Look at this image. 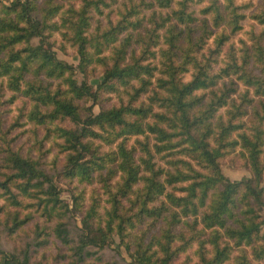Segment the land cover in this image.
<instances>
[{"label": "trees", "instance_id": "trees-1", "mask_svg": "<svg viewBox=\"0 0 264 264\" xmlns=\"http://www.w3.org/2000/svg\"><path fill=\"white\" fill-rule=\"evenodd\" d=\"M203 2L202 12L214 27L226 24L232 34L243 29L248 2L237 0H0V80L12 92L8 101L25 100L21 116L42 126L44 138L64 153L59 175L80 183L98 180L108 204L102 205L101 194L94 197L81 215V233L73 245L63 218L83 212L78 196H72L73 205L65 200L40 157L14 150L0 128L6 144L3 166L9 171L0 179L5 201L0 211L24 208L21 197H32L37 203L29 206H36L47 221L58 219L47 235L46 227H36L37 245H47L53 233L82 261L90 248L110 246L115 235L125 242L128 228L145 218L155 223L164 217L166 225L158 233L145 230L138 236L130 264H174L194 243L200 264H253L244 246L251 248L253 260L264 259V98L252 106L248 97L250 88L264 97V53L260 45L252 54L247 46L240 57L230 52L215 71L218 60L213 58L222 56L230 35L210 30L204 19L195 41L193 24L199 17L194 6ZM113 4L119 17L93 27L92 11L103 14ZM257 18L264 21V14ZM212 35L216 47L207 56L202 50ZM58 36L60 47L76 49L77 66L59 58L54 49ZM252 56L261 64V74L249 66ZM98 65L104 72L94 89L87 78ZM55 81L61 84L54 86ZM238 82L247 86L241 102L234 95ZM101 91L118 92L120 104L99 113L94 104L82 107L81 100L96 101ZM141 135L140 148L130 147L129 139ZM103 145L109 149L103 151ZM237 147L252 174L231 180L220 159ZM160 159L170 167L159 164ZM7 219L15 231L31 216L22 219L16 211ZM224 236L229 240L223 241ZM236 248L241 254L235 257ZM0 264L43 263H33L28 251L9 252L0 243Z\"/></svg>", "mask_w": 264, "mask_h": 264}, {"label": "rangeland", "instance_id": "rangeland-1", "mask_svg": "<svg viewBox=\"0 0 264 264\" xmlns=\"http://www.w3.org/2000/svg\"><path fill=\"white\" fill-rule=\"evenodd\" d=\"M4 1L9 2L11 0ZM59 1H62L65 4L67 3V0ZM245 2H248V4L243 10L247 15L241 22L243 29L236 34H232L230 26H227L226 24H222L221 27H214L213 22L210 20V16L202 12V9L206 7L205 2L198 3L199 5L194 6L196 14L199 17V21L193 24L197 30L193 34L195 41L199 40L198 37L203 33L201 26L204 23V19H207L210 30L214 31L215 33L224 31L227 35H230L228 41L223 46L221 53L222 56L213 58L218 60V63L215 64V71H219V69L224 66V61L227 59L228 53L230 52H234L240 57L242 56L243 51L247 49V46L252 47L254 50L256 45H260L264 53V21H260V19L257 18L261 14H264V0H237V3L240 5L244 4ZM79 4L80 1L76 3V6H79ZM117 7V4H113L110 7H104L103 14L96 13L97 11L93 10V27H97L99 23L106 25L109 17L114 20L117 19L119 17ZM166 12L167 10L163 11L164 14ZM253 35H256V38H254ZM134 36L135 39H138L136 33ZM215 36L216 35H212L207 40V44H205L204 49L202 50L207 54V56L209 51L211 52V50L216 47V43L214 42ZM61 41L62 38L58 36L57 45L54 47L59 58L70 64H73L74 66H77L79 63V55L76 52V49L70 44H64L60 47L62 44ZM182 43L186 44V41L183 40ZM132 48H135L137 54L140 55L141 48L138 45L134 44ZM255 50L254 52L251 50L250 54L255 53ZM199 57L202 58L201 54ZM179 61L181 62V59ZM249 66L256 74H261L262 66L259 62H257L256 57H251ZM192 70L193 69L191 68L190 72L185 75L184 80L187 81L191 78ZM103 72L104 67L100 65L91 69L87 81L92 84L94 89L97 88V83L101 80ZM76 76L79 78V80L83 79V75L79 71H76ZM60 81H55L54 86H57ZM226 82L228 83L229 80H226ZM236 87L237 92L234 95L238 102H241L242 98L240 97V94L242 95L245 92L247 86H245L242 82H238ZM250 90L251 92H249L248 97L253 99L252 106L259 105L260 99L264 97L255 95L252 88H250ZM1 94L3 95L1 98L3 104L0 108V128L4 134H6V139H8V141L11 143V147L16 151H20L24 155H32L34 158L40 157L43 167H45V169L51 174H55L54 177L56 183L59 188L62 189V197L70 204L72 203L73 205L74 203V197H72L74 194L79 198L80 208L82 210L84 209L83 212L81 213V211H79L78 213H69L63 218V221L66 222L68 228L70 229L72 244L74 245L77 243L81 233V215L90 207L94 197H98V195L101 194L102 205L105 207L108 206V204L105 203L106 196L103 195L101 184L98 182V180H94L93 183H80L77 180L70 181L61 177L58 171H62L63 169V163L65 160L64 153L61 152L52 141L46 140L44 138L46 131L42 126L37 127V125L28 121L26 116H21L23 106L26 103L25 100L19 99L13 103L9 102L8 100L11 98L12 92L7 88L3 89L2 82L0 80V95ZM123 98L126 100L127 98L129 99V96L124 93ZM80 104L82 107H89L94 104V112L99 113L102 108L107 109L115 105H119L120 99L118 92L116 91H101L98 100H81ZM27 110L28 108L25 111ZM64 125L67 127L74 126L71 121H65ZM3 137L5 136H3V133L0 132V179H4L5 173L9 172L3 166V156L5 153L2 152V149H5L6 146ZM138 140H145V135L131 137L128 141L129 146L140 148ZM152 141L153 139L151 142ZM39 146L42 148L39 149ZM102 148L103 151L108 150L109 146L103 145ZM240 150L241 148L237 147L234 152L228 153L220 159L223 173L231 180H241L243 178L250 177L252 174L250 166ZM172 158V156L167 157V159ZM159 164L170 167L166 159H160ZM21 200L27 204L26 207L16 208L12 206H5L4 210L0 211V243L3 248L9 252L22 254L24 251H28L31 255V261L33 263L130 264L134 253L133 251L136 248L138 236L145 230L149 231L148 235H151L152 233H158L161 228L166 225V219L164 217L155 221V223H153L152 218H145L142 224L138 225L136 223L135 227L128 228L129 234L128 237H125V242L122 243L120 237L115 235L110 246L101 250L98 248H90V254L86 255V257L81 261L77 256L74 255L71 246H67L62 243V241L58 239L53 233L48 235L49 243L47 245L39 246L36 244V241H38L36 239V227L39 225L41 227H46L47 235L48 233L52 232V229L56 225L58 219L54 218L47 221L46 216H43L41 212L36 211V206H29V204L37 203V200H34L32 197L22 196ZM4 202L5 201L3 198H0V206L3 205ZM16 211L19 212V216L22 219L28 215L31 216V219L27 220L26 224H24L21 228L12 231L9 228L12 223L9 222L8 224L7 218L9 217L10 213H15ZM101 211L104 212V209H101ZM260 213L264 218V209L261 210ZM239 216L243 217V214L239 213ZM229 224L237 226L235 219H230ZM262 234H264V225L262 226ZM226 240L229 239L224 236L223 241ZM231 243H233V241H231ZM243 248L245 249V253L252 260L253 264H264V259L253 260L252 250L249 246H244ZM208 249V256L210 257L212 255V245H209ZM239 254H241V251L236 248L233 256L236 257ZM200 262L201 258L200 254L198 253V243H194L189 247L187 252L181 254L175 260L174 264H200Z\"/></svg>", "mask_w": 264, "mask_h": 264}]
</instances>
